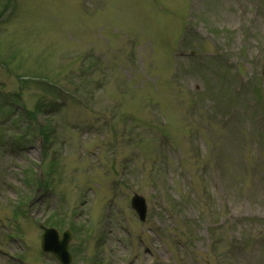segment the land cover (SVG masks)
<instances>
[{
    "label": "rangeland",
    "instance_id": "1",
    "mask_svg": "<svg viewBox=\"0 0 264 264\" xmlns=\"http://www.w3.org/2000/svg\"><path fill=\"white\" fill-rule=\"evenodd\" d=\"M263 65L264 0H0V264H264Z\"/></svg>",
    "mask_w": 264,
    "mask_h": 264
},
{
    "label": "water",
    "instance_id": "2",
    "mask_svg": "<svg viewBox=\"0 0 264 264\" xmlns=\"http://www.w3.org/2000/svg\"><path fill=\"white\" fill-rule=\"evenodd\" d=\"M141 221L145 220L146 206L144 200L135 195L131 202ZM42 229L41 248L44 253H51L60 264H71V255L69 253V242L71 234L64 232L62 236L55 229H47L40 225Z\"/></svg>",
    "mask_w": 264,
    "mask_h": 264
},
{
    "label": "trees",
    "instance_id": "3",
    "mask_svg": "<svg viewBox=\"0 0 264 264\" xmlns=\"http://www.w3.org/2000/svg\"><path fill=\"white\" fill-rule=\"evenodd\" d=\"M56 225H58V224H54V225H52V226H56Z\"/></svg>",
    "mask_w": 264,
    "mask_h": 264
}]
</instances>
